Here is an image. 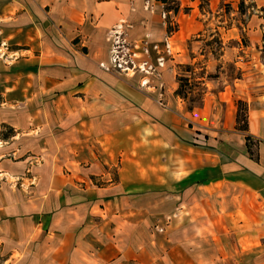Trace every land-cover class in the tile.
Instances as JSON below:
<instances>
[{"label": "crops", "instance_id": "crops-1", "mask_svg": "<svg viewBox=\"0 0 264 264\" xmlns=\"http://www.w3.org/2000/svg\"><path fill=\"white\" fill-rule=\"evenodd\" d=\"M160 11L157 0H0V38L21 46L0 83L16 107L0 112V131H14L0 137V264H214L186 236L214 239L220 216L232 229L237 192L264 209V68L210 92L190 128L180 98L160 105L157 84L144 92L105 67L115 45L158 48Z\"/></svg>", "mask_w": 264, "mask_h": 264}, {"label": "rangeland", "instance_id": "rangeland-1", "mask_svg": "<svg viewBox=\"0 0 264 264\" xmlns=\"http://www.w3.org/2000/svg\"><path fill=\"white\" fill-rule=\"evenodd\" d=\"M157 1L161 6L159 18L162 23V25L159 23L154 28V30H157L159 39H161L157 42L158 48L153 45L152 52L150 50L147 52L150 44L146 43H134L130 46L123 44L118 48L115 45V53L109 59L107 66H105L106 68H110L122 79L128 80L137 89L144 92L150 91V85L157 84L158 91L154 92V96L160 105L164 104L167 99L177 98L173 95V90L176 86V75L180 69L179 64H194L195 71L199 72L200 66L204 62L208 72L218 73V78L209 80L207 94H204V98H211L210 92H216L225 85L234 86L235 83L240 82L238 79H246V73L250 74V78L257 71L263 74L260 71V69L264 68V49L262 47V35L264 33L263 0H244L245 8L243 14L238 10L240 0H168L170 6H174L176 3H179L180 6L176 14L171 12L169 15L164 12V4L160 0ZM200 4L201 9L199 7ZM167 16L171 26L177 25L176 31L168 35L171 37L168 42L164 39L167 36L165 32ZM216 30L220 32L226 45L224 56L217 60L210 52L212 47L206 45V41L213 38L212 34ZM198 32H202V35H198ZM167 43L170 44V47L167 46ZM15 46L14 43L0 38V68H8L0 71V83L7 79L8 74L9 76H11L10 73L14 74L10 71L9 66L16 64L17 59L12 55L14 53L8 50ZM213 46L216 45L214 44ZM19 47L21 46H16L14 49ZM191 54L194 58L191 57ZM217 65H219L218 69H216ZM0 90V112L11 108L16 109V107L14 108V106H10L4 101V92L1 89V85ZM30 104L31 102L29 101L28 107L31 106L30 111L36 109V106L33 107V102ZM170 105H172L171 101ZM201 105L189 112L185 110L184 104V112L188 113L186 115L188 121L185 122L188 127H196V124H199L198 109L202 107ZM20 110L24 111L21 114L18 113L20 118H22L27 113V108L24 109L22 107ZM193 111H196V115L192 113ZM10 112L9 110L7 117L14 116ZM30 114L33 115V112ZM8 127L7 125L2 127L3 130L0 131V137L1 134L8 130ZM195 138L196 140L199 138L201 142L204 141L203 133L200 134V137ZM23 156L12 155V161H18ZM33 157L35 156L32 155V159H34ZM115 164H118V161L108 169L109 178L112 180L117 179ZM103 182L100 179H95L96 184L100 185ZM237 194L235 193L233 203V211L237 214L236 216L234 215V219L229 223L232 229L225 231V225L226 223L228 225L230 218L220 216L214 225L217 228L214 239L212 238L213 234L210 235L203 229L200 234L195 236L188 235L185 239L188 245L199 244L197 252L199 251L200 253V259L208 258V256L215 254L213 257L215 258L214 264H264V209L255 200L256 198L252 197L245 199L243 205L240 206L241 201ZM157 198L155 197L154 199ZM160 203V200L155 202L157 209ZM163 206H166V204H163ZM206 209L207 211L210 209L208 204H206ZM211 214L214 213L211 212ZM177 219L176 217L174 218V227L178 223ZM153 223L155 227V225H161L162 222L154 219ZM242 223L243 225H241ZM193 225H198L197 220L187 221L186 219H181L180 226L190 228ZM203 225L209 226L205 218ZM209 228H213V226H209ZM239 242L244 246H249V248L242 251L240 246H238ZM215 245L218 249L214 252ZM197 252L193 253L197 254Z\"/></svg>", "mask_w": 264, "mask_h": 264}, {"label": "trees", "instance_id": "trees-1", "mask_svg": "<svg viewBox=\"0 0 264 264\" xmlns=\"http://www.w3.org/2000/svg\"><path fill=\"white\" fill-rule=\"evenodd\" d=\"M164 4V12L169 15L171 12L176 14L179 11V3L174 6H170L168 0H160ZM201 9V4L199 5ZM244 0H240L238 4V10L241 14L244 13ZM211 12V11H210ZM167 26L165 28L166 35L172 34L177 29V25H170V21L167 16ZM198 35H202V32H198ZM213 38L206 41V45L212 47L210 52L215 56V59L220 58L223 54L226 45L224 44L220 32L218 30L212 34ZM263 49H264V33L262 35ZM216 46H213V45ZM15 47H11L14 49ZM84 50V48H83ZM191 57L194 56L191 54ZM179 72L176 75V86L173 90V95L180 98L185 104V110L191 112L196 107H199L203 102V96L206 93V81L216 78L218 73H210L206 69V65L200 66V71H195V65L191 63L179 64ZM219 65L216 66V69ZM235 129L245 133L244 138L246 142H249L251 136L247 134L248 131V104L246 101L238 99L236 101V113H235ZM12 127H8L5 133L1 134V137L7 138L13 133Z\"/></svg>", "mask_w": 264, "mask_h": 264}]
</instances>
